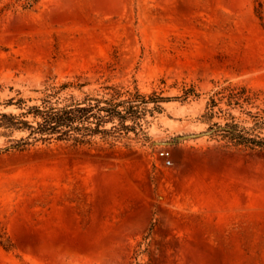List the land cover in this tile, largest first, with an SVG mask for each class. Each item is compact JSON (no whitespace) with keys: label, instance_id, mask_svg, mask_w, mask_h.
<instances>
[{"label":"rangeland","instance_id":"obj_1","mask_svg":"<svg viewBox=\"0 0 264 264\" xmlns=\"http://www.w3.org/2000/svg\"><path fill=\"white\" fill-rule=\"evenodd\" d=\"M64 84L139 92L143 132L19 153L0 128V264H264V151L215 127L264 138V0H0V113Z\"/></svg>","mask_w":264,"mask_h":264},{"label":"trees","instance_id":"obj_2","mask_svg":"<svg viewBox=\"0 0 264 264\" xmlns=\"http://www.w3.org/2000/svg\"><path fill=\"white\" fill-rule=\"evenodd\" d=\"M70 86L64 84L58 90L50 89L39 104L21 108L20 116L0 113V128L27 133L24 138L10 140L5 152H26L39 144L71 143L74 146H86L96 138L116 145L131 132H143L145 109L142 106L149 102L139 92L133 94L119 86H106L103 98L86 96L78 99L72 94L62 98V93ZM218 95V99L208 103L210 118L225 114L228 110L243 109L244 105L252 104L257 99V94L246 87L226 89ZM188 97L187 93L185 98ZM151 100L159 104L164 98L155 97ZM255 118L260 119L259 116ZM215 127L220 129V135L234 148L264 151V138L253 132L237 125Z\"/></svg>","mask_w":264,"mask_h":264},{"label":"water","instance_id":"obj_3","mask_svg":"<svg viewBox=\"0 0 264 264\" xmlns=\"http://www.w3.org/2000/svg\"><path fill=\"white\" fill-rule=\"evenodd\" d=\"M212 134H213V131L206 132V133L194 134V135H187V136L179 137L178 140L181 141V140L197 139V138L210 136Z\"/></svg>","mask_w":264,"mask_h":264},{"label":"built area","instance_id":"obj_4","mask_svg":"<svg viewBox=\"0 0 264 264\" xmlns=\"http://www.w3.org/2000/svg\"><path fill=\"white\" fill-rule=\"evenodd\" d=\"M163 156L169 157V153H166V155H163ZM171 164H172V162L168 159L166 161V165L170 166Z\"/></svg>","mask_w":264,"mask_h":264}]
</instances>
